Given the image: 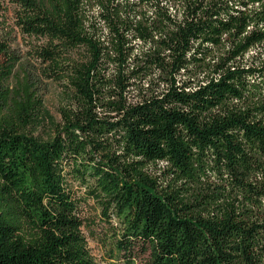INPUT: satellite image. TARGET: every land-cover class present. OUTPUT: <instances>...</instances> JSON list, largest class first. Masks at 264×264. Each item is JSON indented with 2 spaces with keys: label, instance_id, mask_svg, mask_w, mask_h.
I'll use <instances>...</instances> for the list:
<instances>
[{
  "label": "trees",
  "instance_id": "obj_1",
  "mask_svg": "<svg viewBox=\"0 0 264 264\" xmlns=\"http://www.w3.org/2000/svg\"><path fill=\"white\" fill-rule=\"evenodd\" d=\"M64 103L0 65V264H264V0H8ZM0 43V54L6 52Z\"/></svg>",
  "mask_w": 264,
  "mask_h": 264
},
{
  "label": "rangeland",
  "instance_id": "obj_2",
  "mask_svg": "<svg viewBox=\"0 0 264 264\" xmlns=\"http://www.w3.org/2000/svg\"><path fill=\"white\" fill-rule=\"evenodd\" d=\"M17 9L8 0H0V43L5 45L4 53L0 54V65L8 61L12 63L8 77L9 87L29 72L39 79L36 83L40 97L37 119L28 127L29 133L40 140L48 139L53 133V125L59 121V107L64 103V92L59 82L44 79L40 73L42 65L35 58L33 50L41 40L21 32L17 25ZM73 191L79 198V209L84 219L83 232L88 248L99 264H117L108 258L106 241L117 229L115 219L107 220L91 200H82L84 190L73 185Z\"/></svg>",
  "mask_w": 264,
  "mask_h": 264
}]
</instances>
